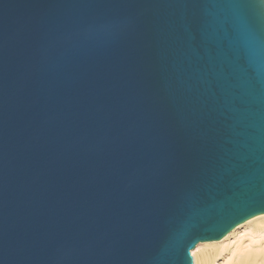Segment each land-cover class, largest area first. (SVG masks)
Here are the masks:
<instances>
[{"label": "water", "instance_id": "1", "mask_svg": "<svg viewBox=\"0 0 264 264\" xmlns=\"http://www.w3.org/2000/svg\"><path fill=\"white\" fill-rule=\"evenodd\" d=\"M264 215V0H0V264H194Z\"/></svg>", "mask_w": 264, "mask_h": 264}, {"label": "rangeland", "instance_id": "2", "mask_svg": "<svg viewBox=\"0 0 264 264\" xmlns=\"http://www.w3.org/2000/svg\"><path fill=\"white\" fill-rule=\"evenodd\" d=\"M257 218L239 226L220 242L199 244L191 252L194 264H240L245 254L263 252L264 219L256 221ZM263 259L261 255L253 264H261Z\"/></svg>", "mask_w": 264, "mask_h": 264}, {"label": "bare ground", "instance_id": "3", "mask_svg": "<svg viewBox=\"0 0 264 264\" xmlns=\"http://www.w3.org/2000/svg\"><path fill=\"white\" fill-rule=\"evenodd\" d=\"M261 219H264V215L263 216H260L259 218H257L256 219V221H258V220H261ZM254 222V221H253ZM252 222V223H253ZM249 223H251V222H249ZM214 243V242H213ZM257 253V252H256ZM256 253H254V254H256ZM246 256H244L242 259H241V263L240 264H253V262H257L258 261V258L261 256V255H263L264 256V251L263 252H261V253H257L256 255H253V254H250V253H248V254H245ZM263 261H264V259H263ZM263 261H262V263H263ZM261 263V264H262Z\"/></svg>", "mask_w": 264, "mask_h": 264}]
</instances>
